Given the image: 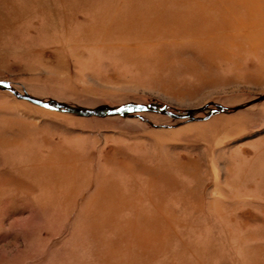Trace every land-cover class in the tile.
I'll return each mask as SVG.
<instances>
[{
  "label": "rangeland",
  "instance_id": "rangeland-1",
  "mask_svg": "<svg viewBox=\"0 0 264 264\" xmlns=\"http://www.w3.org/2000/svg\"><path fill=\"white\" fill-rule=\"evenodd\" d=\"M0 81L172 113L0 88V264H264V0H0Z\"/></svg>",
  "mask_w": 264,
  "mask_h": 264
},
{
  "label": "water",
  "instance_id": "water-1",
  "mask_svg": "<svg viewBox=\"0 0 264 264\" xmlns=\"http://www.w3.org/2000/svg\"><path fill=\"white\" fill-rule=\"evenodd\" d=\"M0 88L9 90L15 97L21 100L29 101L32 104L44 107L46 109L50 110H56L59 112H65V113H74L78 115L88 116V115H99V116H110V115H125L128 113H132L138 110H155L158 112H166L169 114H172L169 110L166 109V107H156L152 105H128V106H117L113 108H107V109H86L82 107H75L72 105H59L58 103L52 102L51 100H42L38 98L31 97L27 94L21 93L18 90L14 89L8 82L0 81ZM264 100V94L258 96L257 98L248 101L246 103L237 105L233 108L224 107L222 105H216V108L211 109V113H219V112H227L230 110H238L242 109L244 107H247L249 105H252L254 103L260 102ZM208 105H204L203 108H206Z\"/></svg>",
  "mask_w": 264,
  "mask_h": 264
}]
</instances>
